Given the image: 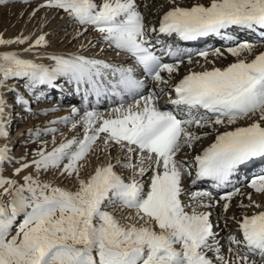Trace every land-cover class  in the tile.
Listing matches in <instances>:
<instances>
[{"label": "snow or ice", "instance_id": "obj_1", "mask_svg": "<svg viewBox=\"0 0 264 264\" xmlns=\"http://www.w3.org/2000/svg\"><path fill=\"white\" fill-rule=\"evenodd\" d=\"M7 2L0 0V4ZM167 2L174 6L162 15L158 28L146 26L137 0H102L100 4L95 0H46L40 7L63 12L85 31L91 27L109 47L130 56L159 85L169 84L178 73L184 62L183 52L166 46L161 51L177 58V62L163 63L154 51L150 33L196 41L236 28L253 33L259 30L264 36V0H210L207 6L197 3L191 7L177 6L176 0ZM29 39H4L0 35V46L25 44ZM36 46L47 47L45 35L26 51ZM255 47L247 41L239 42L226 49L238 58L235 63L224 69L190 71L173 86L175 99L170 97V103L175 111L162 110L155 91L141 95L144 84L131 67L76 54L49 56L54 62L49 67L23 59L16 52L0 54V88L13 78H26L30 89L40 85L58 88L56 81L65 77L77 90L81 85L88 86L86 93L89 88L99 93L107 83L112 95L120 97L119 105L107 114L85 113L82 139L68 140L51 152L45 146L35 154L39 159L16 169L15 175L29 167L38 174L58 170L61 176L75 179L74 191L41 181L38 176H25L23 184L5 178L2 165L9 159V149L0 146V264H258L251 258L256 255L259 264H264V211L233 217L242 240L229 235V244L237 247H229L228 252L234 256L225 257L213 230L211 211L200 209L220 206L227 213L232 198L242 195L240 188L217 200L206 191L189 195L183 186L185 178L191 177L193 185L210 179L217 187H224L252 162L264 160V52L251 60L239 58L251 54ZM197 55L207 61L210 53L201 51ZM211 55L220 57L223 53L215 49ZM187 59L191 64L192 56ZM165 72L169 79L162 75ZM125 95L131 102L124 100ZM17 102L29 105L22 96ZM5 107L0 94V138L6 139ZM77 112L73 108V113ZM244 120L252 123L222 133L216 127L227 128ZM61 122L67 124L69 118ZM193 128L212 129L217 135L193 157L194 164L185 166L177 155L210 135L197 134ZM101 138L102 145L98 146ZM97 147L105 152L118 147L128 162L109 161L96 167L87 179L81 178V169ZM117 164L131 170L127 180L116 171ZM246 186L264 195V172L251 176ZM186 195L191 202L182 199ZM4 196L10 197L8 204ZM220 200L224 201L222 205ZM248 200L249 204L241 202L239 207H261L251 195ZM116 211L128 213L124 223L114 214ZM21 214L24 218L16 225V234L11 235ZM209 252L215 253V261L209 258Z\"/></svg>", "mask_w": 264, "mask_h": 264}, {"label": "bare ground", "instance_id": "obj_2", "mask_svg": "<svg viewBox=\"0 0 264 264\" xmlns=\"http://www.w3.org/2000/svg\"><path fill=\"white\" fill-rule=\"evenodd\" d=\"M45 2L46 0H8L6 4H0V35H3L4 39L30 37L28 42L25 44L0 46V54L6 52H16L23 59L32 60L36 63H41L49 67H51L54 62L47 57L52 55H63L67 57L72 54L82 55L90 59H99L115 66L125 68L132 67L133 59L127 54L118 53V50L113 47H109L98 32L94 31L91 27L85 31L82 26L75 24L72 19L63 12H57L54 9L40 7V5ZM95 2L100 4L102 3V0H95ZM209 2L210 0H176V5L180 7H191L192 5L199 3L207 6ZM137 3L141 6L140 10L145 16L146 26L157 28L159 27V21L162 15L174 6L170 5L167 0H137ZM145 5H147V7H145ZM36 9L39 10L35 11ZM33 11H35L34 16L32 15ZM88 31H90V33L85 35ZM80 33H83V35H79ZM40 35L46 36L47 47L36 46L33 47L31 52L26 51V49L34 45L35 40ZM223 35H227L231 37V39L227 40L223 37ZM81 36L83 37L80 38ZM149 39L155 45L154 48L158 51L166 48V46H172L174 49H181L183 55L185 56V58L183 57L184 62L180 64L178 73L173 74L169 84L159 85L155 84L153 81L145 82L146 85H144V87L147 86L148 89L145 91L146 93L141 95H147L150 92L155 91L159 96L158 104L162 110H176L170 103V97L174 94V91H172L173 86L190 71L199 72L211 70L212 68L224 69L230 64L235 63L238 58L232 56L226 51L228 47L234 46L235 43L247 41L256 45L251 54L244 53L241 57H239L240 59L246 58L251 60L254 59L256 55L264 52V36L261 35L259 30L253 33L242 29L230 28L226 32H222L220 37L217 39H210L207 36L201 38L202 42L197 44H192L188 41H181L176 36H166L158 33H150ZM157 39H159L160 43H156ZM215 49H219L223 55L220 57L211 55V52ZM201 51H209L210 55L207 61L197 55ZM189 55L192 56L191 64L188 63L187 59ZM165 62L176 63L177 58L167 55ZM163 76L165 79H169L166 72ZM56 83L59 85L58 88L40 85L35 89H30L27 87L26 78H13L8 80L3 88H0V94L3 95L6 103L8 102L7 100L10 99L13 90L16 91L15 95L11 97L13 100L11 101L12 105L10 109L5 110L4 122L8 136L6 139L0 138V146L6 145L9 149V159L2 165V170L12 169V167H15L14 164L19 161L21 155H23V151L25 152V148L32 143L40 144L46 142V148L49 152H51L54 147H57L61 143L67 142L68 140L73 138L82 139L84 134L82 119L86 112L97 111L107 114L112 107L118 106L111 105L100 108L90 107L89 109H86L76 100V98L71 99V94L68 92L67 78L60 77ZM22 84H25V87L19 90V87ZM15 85L16 89L14 87ZM87 87L88 86L84 89L85 94L95 98L97 93L91 91L90 88L86 93ZM161 88H164L163 95H160ZM52 95H57L65 100L60 101L59 98H57L55 101L50 102V97ZM19 96L28 100L29 105L25 106L18 103L17 97ZM36 98H40V100L35 102ZM82 101H86L85 98H82ZM32 104H34V109H31L33 106ZM29 107L31 109L30 111L28 110ZM14 108H19L18 110L20 114L16 116H21V119L19 118L20 120L15 118V112L13 113ZM73 108L77 109L78 112L73 113ZM64 118H69V122L67 124L61 122ZM73 123L76 124L75 128H73ZM250 123H252V121L244 120L227 128L220 126L216 127L218 128V131L222 133L224 131H231L238 126H247ZM51 129H54L55 132H51ZM191 130L195 131L197 134L208 132L210 135L203 140L198 141L192 148L183 149L177 155L176 159L184 162L185 166L194 164L193 157L200 154L205 148L213 143L215 136L217 135V133L213 132L212 129L193 128ZM37 131L40 133L39 136L35 134L30 135V133H36ZM53 139L55 140V143H53ZM97 145H102V138L97 141ZM114 149L116 150L114 151ZM117 159H119L121 163L128 162L118 147H110L107 152L103 151L102 147H97V149L89 155L87 161L85 162V166L81 169V171L84 172L87 168H89V170L91 171L92 169L94 173L96 167L105 165L109 161L115 164ZM24 160V162L27 163L28 159L26 158ZM121 168L120 164H117L116 171L118 174L121 173ZM260 168L262 169V165ZM125 169L126 168H124V170ZM191 170L194 175L195 167ZM257 170L259 172H263L259 169ZM250 171L251 170L233 176L231 184L224 187H217L210 181L205 180L197 181V183L193 185L191 177H186L183 182V186L187 194L190 195L195 191H206L211 192L213 197L217 200H219L221 195L231 192L234 188H240L242 195H237L232 198L231 207L227 213H224L222 207L220 206H216L211 209H200L201 211H211V221L214 226L213 230L217 233V239L219 240L221 246V254L225 257H233L234 253H229L228 248L237 247L236 245L229 244V235L235 236L238 240H242V235L238 231V225L233 217L240 218L243 214L250 216L256 212L264 211V195L257 194L253 189L246 186L247 181H245L244 178L248 176ZM127 172L129 173L128 176L132 175L130 169H127L125 173L120 175L125 176ZM148 175L150 176L151 174L148 173ZM73 179L74 178L70 180ZM145 179H147V177H145ZM236 183L237 185H235ZM189 195L182 197V199L186 202H191L189 200ZM249 195H251L253 201L261 206L260 208L239 207L241 202L245 205L249 204ZM223 203L224 201H219L220 205ZM109 210L111 211V209ZM114 214L121 220L122 223H124V216L128 213L116 211ZM225 220H227V224L225 223ZM240 250L245 251L243 245H240ZM208 256L215 261V253L209 252ZM251 258L256 259L259 264L260 258L258 255L252 256Z\"/></svg>", "mask_w": 264, "mask_h": 264}, {"label": "rangeland", "instance_id": "obj_3", "mask_svg": "<svg viewBox=\"0 0 264 264\" xmlns=\"http://www.w3.org/2000/svg\"><path fill=\"white\" fill-rule=\"evenodd\" d=\"M90 33V31H88L87 33H85V35H87V34H89ZM83 36H81L80 38H82ZM237 43H239V42H237ZM237 43H235V45L237 44ZM234 45V46H235ZM203 48V47H202ZM201 48V49H202ZM183 57L185 58V56L183 55ZM183 58V59H184ZM15 87V89H16V85L14 86ZM148 89V88H147ZM15 90H13V93L11 94V97H13V95H15ZM10 97V99H8L7 101V103H6V108H5V110H9L10 109V107H11V105H12V103H11V101L13 100V98H11ZM162 97V96H161ZM41 98H42V96H41ZM57 98H55V99H50V102H53V101H55ZM40 100V98H36V101L35 102H38ZM8 105V106H7ZM33 106V109H34V104H32ZM32 107H31V109H32ZM16 108H14L13 109V113L15 112V118L16 119H18V120H20L21 119V116L20 117H18V116H16V115H18V114H20V112H19V108H17L16 110H15ZM9 114V113H8ZM18 117V118H17ZM20 118V119H19ZM17 124H20V123H17ZM15 134V133H14ZM16 135V134H15ZM13 140V139H12ZM47 143L46 142H43V143H32V144H30L27 148H25V152L23 151V155H21V157H20V159H19V161L18 162H16L14 165H15V167H12V169L10 168V169H3L2 170V172H3V176L5 177V178H8V179H13V180H16L17 181V183L18 184H23L24 183V177L25 176H27V175H32L34 178L35 177H37L38 176V178L41 180V181H44V182H49V183H51V184H53V185H55V186H59V187H62V188H66V189H70V190H76V184H75V179H73V180H70V179H67V178H65V177H63V176H61L60 174H58V173H60L58 170H49V171H47V172H43V171H41L39 174L36 172V169L34 168V167H29L28 169H26V170H24V171H22V172H20V174L19 175H15V170H16V168L18 169V168H21L22 166V164H23V162L25 161L24 159H28V161H27V163H31L32 161H33V159H39V157L38 156H36L35 154L38 152V151H40V150H42V149H44L45 148V146L47 147V145H46ZM46 150H47V148H46ZM116 149H114V151H115ZM48 151V150H47ZM49 152V151H48ZM92 158V157H91ZM67 161H65V163H66ZM24 163H26V162H24ZM122 169V171H121V173L120 174H123V173H125L126 172V170L127 169H125L124 170V168H121ZM120 170V169H119ZM93 173V171H92V169H91V171L89 170V168H87L84 172L83 171H81V173H80V175H81V178H84V179H86L90 174H92ZM149 174H151L150 172H149ZM83 175H85V176H83ZM129 175V173L127 172L126 174H125V176H123V177H125V179L127 180L130 176H128ZM249 179H250V177H248V178H246V180H247V182L249 181ZM64 180V181H63ZM63 184V185H62ZM65 184V185H64ZM235 185H237V183L235 184ZM0 191H2V190H0ZM3 200H4V202H5V204H8L9 203V201H10V197L9 196H4L3 197ZM23 215L21 214L18 218H17V220H16V222H15V224H14V226H13V229H12V231H11V235H15L16 234V225H18L22 220H23Z\"/></svg>", "mask_w": 264, "mask_h": 264}]
</instances>
